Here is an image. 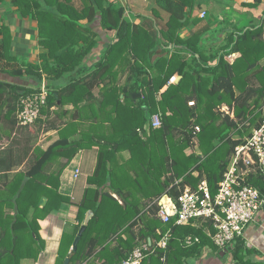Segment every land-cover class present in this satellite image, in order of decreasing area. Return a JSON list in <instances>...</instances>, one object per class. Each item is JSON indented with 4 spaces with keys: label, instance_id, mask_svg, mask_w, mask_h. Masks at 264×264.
Segmentation results:
<instances>
[{
    "label": "trees",
    "instance_id": "obj_1",
    "mask_svg": "<svg viewBox=\"0 0 264 264\" xmlns=\"http://www.w3.org/2000/svg\"><path fill=\"white\" fill-rule=\"evenodd\" d=\"M154 1L168 11L169 15L163 16V19L154 16L157 28L149 31L127 21L123 8L116 6L105 8L104 0H89L80 10L71 0H13L23 14L33 15L39 20L40 34L48 38L45 45L58 65L50 66L47 60L42 65L46 71H52L54 68L57 72L72 70L83 64V58L96 42L92 41L87 47L78 50L75 47L77 32L74 33L72 29L80 25V19L88 17L89 20H93L96 13L100 12L104 27L114 30L115 34L101 59L91 69L90 75L76 81L70 87L75 90L79 87L85 88L90 80L105 81L113 72H119L120 68L129 72L126 81L120 87L115 83L113 85L105 83L107 84L103 99L105 105L110 104V101L105 99L107 95L109 98L112 96L117 99L115 96L117 91L124 93L126 97L139 91H143L144 95L133 109H129L127 103L123 106L127 108L123 113L130 110L134 121L132 126L122 133V140L133 144L132 148L130 147L132 157L128 163L136 174L131 176L127 171L126 175H123L122 171L119 172V168L126 169L127 163L118 166L119 168L110 167L115 148H110L107 144L100 146L94 173L88 178L90 186L85 189L79 203V226L74 239L87 211L92 210L94 214L69 264L79 259L86 264H120L142 240L149 242V239L151 252L143 264H193L199 260L206 248H211L213 253L222 258L221 260L228 258V263L231 264H256L249 258L252 251L247 249L241 237L227 247L226 251L216 246L211 238L215 228L210 221L199 218L189 224H175L173 221L164 223L157 216L159 209L157 199L162 193L178 197L187 185L197 188L199 182L203 180L204 173L212 193H216L218 183L233 158L230 163L228 160L223 161V153H219L216 159L210 162L211 166L210 164L204 166L203 159L201 161L199 157L196 162L195 153L187 154L186 149L192 146L194 137H198L206 154L205 159L208 160L217 154L215 141L219 139L230 143L229 152L234 155L236 146L244 143L246 138L231 139V128L234 127L236 133L243 137L244 133L239 129L238 122L245 121L249 136L252 134L251 128L254 124L260 126L261 123L257 124L256 119L264 105V63H261L264 59V18L259 25L248 28L235 26L229 32L224 45L207 50L203 39L204 33L201 30L186 39L180 35L179 29L190 20L184 10L187 5L191 6V3L188 4L190 0ZM261 1L255 0L249 6H258ZM47 21L56 27L46 33L44 29ZM73 52L79 56H74L76 60L73 62H67L66 58H70ZM230 54H235L233 61L227 58ZM29 68L35 75H41L40 66L29 65ZM81 68L83 69L79 71H84L85 67ZM13 74L20 75L21 71H14ZM250 74L251 78L257 79L258 84L251 85L245 80ZM243 84L246 85L244 92L237 94L236 88L243 89ZM7 86L17 96L33 90L10 82H0V91ZM159 93L160 98H157ZM53 96H49L47 103L50 102V98L51 102H55ZM192 100L195 101V105L188 104ZM223 103L230 107L235 106L234 117H231L230 113L220 112ZM116 105L120 110L119 100H116ZM19 106L20 99L15 111L16 120ZM144 107L148 110L146 111ZM158 112L162 115V126L152 130L147 141L141 139L138 128H142L150 116ZM117 114L121 118V113ZM218 120L222 121L218 123ZM192 123L198 125L191 127ZM196 126L200 127L199 131L196 130ZM177 135L179 139L176 138ZM121 142L118 144H122ZM80 146H83L82 143L78 141L69 143L67 138L62 137L46 151L41 152L35 165L28 172L29 180L21 191L14 195L17 205L13 200L11 204L15 210L13 214L5 215L0 201V264H24L22 261L24 258L38 256L39 249L35 250L34 246L38 243V227L36 222L34 226L32 220L28 218L31 199L26 196V191L29 193L35 187L32 182L40 178L37 175L55 152L61 148H72L68 156L71 160ZM193 161L196 163L191 165ZM194 172L198 174L194 175ZM248 182L256 186L261 193L264 192V176L259 170L248 175ZM47 191L49 195L50 192L54 193L55 200L49 198L43 208L36 203L39 215L42 216L63 201H69V198L59 195L57 191L54 192V189ZM138 193L151 203H145L144 206L137 196ZM169 230L171 236L167 246H158V241ZM188 236L194 239L198 237L199 241L187 245ZM65 247L66 253L60 254L57 264H63L71 243ZM92 258L94 262H90Z\"/></svg>",
    "mask_w": 264,
    "mask_h": 264
},
{
    "label": "crops",
    "instance_id": "obj_2",
    "mask_svg": "<svg viewBox=\"0 0 264 264\" xmlns=\"http://www.w3.org/2000/svg\"><path fill=\"white\" fill-rule=\"evenodd\" d=\"M71 1L80 10L89 0ZM254 1L190 0L188 4L191 3V6L187 5L184 8L190 20L179 29L180 35L186 39L194 32L201 30L204 33L203 39L207 50L217 49L227 42L228 34L235 26L248 28L259 25L263 21L264 0L258 6H249ZM103 5L105 8L108 6L123 8L127 21L149 31H154L157 28L154 16L163 19V16L169 15V12L154 0H117L115 2L104 0ZM203 11L206 13L204 17L201 16ZM196 19L198 20L194 21ZM79 22L80 25L72 29L74 33L77 32L75 47L79 50L87 47L92 41L96 42L92 50L83 58V64L72 70H58L60 72H57L54 68L55 71H46L42 67L45 61L48 60L50 66H57L58 63L51 57L50 50L45 45L48 38H44L40 34L39 20L33 15L23 14L13 0H0V82H10L25 87L27 90L45 84L48 89V98L54 95L55 99V102H51L50 98V102L43 108L41 116L35 124L21 126L17 123L15 116L21 94L17 96L8 86L0 91L1 208L12 209L13 213L15 212L11 206L13 200L15 201L16 196L14 197V195H17L16 192L21 191L29 180L28 172L35 165L42 151H46L50 145L62 137L67 138L69 143L78 141L83 145L71 160L68 156L72 148H61L55 152L44 169L37 175L40 178L35 179L34 182L31 181L35 187L29 193L26 191V196L28 195L27 197L31 199L27 214L31 216L29 220H32L34 226H36V222L38 227V243L34 246L35 250L39 249L38 255L41 256L38 260L34 258L28 261L24 260L25 263L30 262L29 264H57L60 254L66 253L65 245L70 243L71 248L68 250V255L71 253L74 234L79 226V203L85 189L90 186L88 178L94 173L101 145L107 144L110 148H115L110 167H118L127 163L125 170L118 167L119 172L122 171L121 173L126 175L127 171L131 176L136 174L134 168L128 163L132 157L133 144L122 140V133L126 128L132 126L134 121L130 110L123 113V110L127 109L123 106L127 103L129 109L136 107L141 102L139 99L144 98L143 91L133 92L130 97L117 91L115 96L121 104L120 110L116 108L115 97L110 96L109 98L107 95L105 99L110 101V104L105 105L103 102L105 85H107L105 83H110V85L115 83L120 87L128 76V70H121L118 66L119 72H113L111 77H107L105 81L102 79L90 80L85 88L79 87L75 90L70 87L76 81L90 75L91 69L101 59L110 39L115 34L114 30L104 27L100 12L96 13L93 20L85 17ZM45 26L46 33L53 31V28L56 27L50 25L49 21ZM161 50L159 49V51ZM6 54H8L7 57ZM74 56L79 55L73 52L70 58H66V61L73 62L76 60ZM214 62L215 60L212 61V63ZM261 63H264V59ZM29 65L40 66L39 73L41 75H35ZM81 67H85L82 72L79 71L83 69ZM19 70L21 71L20 75L13 74L14 71ZM245 80L249 81L251 85L258 84L256 78H251V74ZM244 87H246L245 84H243V89L236 88L237 94L244 92ZM162 92L163 90L160 91V93ZM160 93L157 94V98H160ZM60 96L65 99H61ZM223 106L228 107L229 109H224V111L234 117L235 106L230 107L227 103H223ZM144 108L146 111L148 110L147 107ZM261 111L260 116L256 119L257 124L264 119V105ZM117 112L121 113V118ZM146 114L149 117L147 112ZM221 121L218 120V123ZM245 126V121L238 122L239 129L244 133L243 137L236 133V129L232 127L231 139L247 138L246 134L248 133ZM255 127H257L256 124L252 126L251 130ZM140 129L142 130L139 132V136L147 141L151 135L149 119ZM31 131L36 132V135ZM120 141L122 144H118ZM190 147L186 149L187 154L197 153L206 156L198 137L194 138L193 145ZM232 155L229 152L227 159L229 163L233 158ZM77 170H79L78 173H76ZM197 174L198 172H194V175ZM49 176L52 178H47ZM55 176L56 178H54ZM203 177L206 179L205 173ZM48 189L51 191L54 189V192L57 191L59 195L69 198V201H63L59 206L42 216L39 215L36 203L38 202V206L43 208L49 198L52 201L55 200L54 193L50 192L49 195ZM138 194L137 196L146 206L145 203H149L150 200L141 196L140 193ZM261 194L264 198V192ZM114 196L119 199L116 194ZM43 197L46 198V203L42 206L40 200ZM119 201L123 203L122 200L119 199ZM54 205H57L56 201ZM243 240L247 249L252 251L249 258L256 264H264V207L257 217V222L246 230ZM204 252L207 253V257L203 264H221L222 258L217 256V253H213L211 248H206ZM97 263L100 262L97 261ZM82 264H86V262L83 261ZM194 264H200L199 260Z\"/></svg>",
    "mask_w": 264,
    "mask_h": 264
},
{
    "label": "built area",
    "instance_id": "obj_3",
    "mask_svg": "<svg viewBox=\"0 0 264 264\" xmlns=\"http://www.w3.org/2000/svg\"><path fill=\"white\" fill-rule=\"evenodd\" d=\"M115 2L117 0H110ZM205 11L201 16H205ZM235 54L227 58L233 61ZM33 90L20 97L17 111V123L21 126L34 124L41 116L42 108L48 99L45 84L33 87ZM193 104V101L190 102ZM162 126L160 112L149 118L150 129ZM142 129H138L141 132ZM199 131V126L196 127ZM259 170L264 176V121L255 127L244 143L235 148L232 162L218 183V190L212 193L206 179L199 182L197 188L187 185L178 197L168 194L157 199V216L164 223L189 224L196 219L210 221L215 228L211 238L216 246L227 249L239 237L245 236L246 230L257 222V217L264 207V198L260 190L248 182V175ZM77 170L76 173H78ZM171 236L167 231L158 241V246L166 247ZM199 241L192 236L186 238V244ZM151 242L135 247L120 264H143L149 255Z\"/></svg>",
    "mask_w": 264,
    "mask_h": 264
},
{
    "label": "rangeland",
    "instance_id": "obj_4",
    "mask_svg": "<svg viewBox=\"0 0 264 264\" xmlns=\"http://www.w3.org/2000/svg\"><path fill=\"white\" fill-rule=\"evenodd\" d=\"M235 57V56H234ZM193 101V104H190V102L191 101H189L188 102V104L189 105H195V101L194 100H192ZM223 105V104H222ZM222 105H221V108H220V112H226V111H224V109H226V110H228L229 108L228 107H226V106H223L222 107ZM262 112V111H261ZM260 112V113H261ZM260 116V115H259ZM258 116V117H259ZM264 121V119L261 121V123ZM37 122V121H36ZM35 122V123H36ZM34 123V124H35ZM193 124V125H192ZM191 125V127H194V125H198V124H194V123H192ZM29 126H32V125H29ZM197 127V126H196ZM200 128V127H199ZM139 129V128H138ZM152 130H154L153 128H151V131ZM253 131V130H252ZM33 134H35L36 135V132H34V131H31ZM177 133H181V132H178L177 131ZM182 134V133H181ZM246 135H248V134H246ZM178 136L179 135H177L176 136V138L177 139H179L178 138ZM249 136V135H248ZM195 138V137H194ZM198 139H200V138H198ZM194 140V139H193ZM191 145H193V142L191 143ZM215 146H217L216 148L218 149V152H217V154H215L214 156H211V158L210 159H208V160H206L205 159V156H203V155H200V154H197V153H195V156L197 157V158H195V161H196V159H197V161L199 160V157L202 159V158H204L203 159V163H204V166H206L207 164L209 165L210 164V162L212 161V160H215L216 159V157L219 155V153H223L222 154V160L223 161H226L227 159H228V152H229V150H230V143L229 142H227V141H225V140H219V139H217L216 141H215ZM191 148V147H190ZM192 150H194V148H191ZM206 155V154H205ZM208 155V154H207ZM200 159V160H201ZM195 161H193L192 162V164L191 165H193L194 163H196ZM202 161V160H201ZM207 165V166H208ZM214 167H215V165L214 164H212ZM209 166H211V164L209 165ZM171 174V173H170ZM203 179H205L204 177H202ZM177 181H180V180H177ZM163 195H165V194H163ZM163 195H161V197H163ZM149 203H150V201H149ZM4 214L5 215H7V214H13V211H12V209H4ZM28 218H30L31 219V216H28ZM139 227H137V229H138ZM149 241L151 242V240L149 239ZM145 243V241L144 240H142L141 242H140V244L139 245H142V244H144ZM41 256H37V257H35L34 259L35 260H38L39 258H40ZM206 257H207V253H203L201 256H200V258H199V263L200 264H203V261H204V259H206ZM230 258V257H229ZM31 258H24L22 261H23V263L24 264H29V263H25L24 262V260H26V261H28V260H30ZM227 259L228 258H226L225 260H222V263L221 264H231L230 262L228 263V261H227ZM42 260V259H41ZM95 260H94V258H93V260H90V262H94ZM198 261V260H197ZM83 263V260L82 261H80V259L79 260H77V261H75L74 263H72V264H82ZM194 264V263H193Z\"/></svg>",
    "mask_w": 264,
    "mask_h": 264
},
{
    "label": "water",
    "instance_id": "obj_5",
    "mask_svg": "<svg viewBox=\"0 0 264 264\" xmlns=\"http://www.w3.org/2000/svg\"><path fill=\"white\" fill-rule=\"evenodd\" d=\"M178 80H179V78L176 79V81H178ZM45 203H46V198H45V197L41 198V200H40V205L43 206ZM93 214H94V213H93L92 210H88V211H87V213H86V215H85L84 222H83V224L81 225V227H80V229H79V231H78V233H77V235H76V237H75V239H74V241H73L72 251H71V253L65 258L63 264H69V263H70L71 258L74 256V254H75V252H76V250H77V248H78V243H79V241H80V239H81V237H82L84 231L86 230L87 225L89 224V221H90L91 218L93 217Z\"/></svg>",
    "mask_w": 264,
    "mask_h": 264
}]
</instances>
